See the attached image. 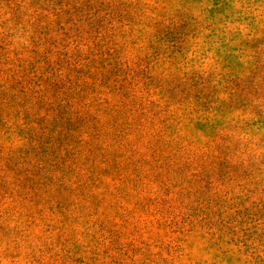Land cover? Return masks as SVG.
I'll return each instance as SVG.
<instances>
[{"label": "rangeland", "instance_id": "1", "mask_svg": "<svg viewBox=\"0 0 264 264\" xmlns=\"http://www.w3.org/2000/svg\"><path fill=\"white\" fill-rule=\"evenodd\" d=\"M0 264H264V0H0Z\"/></svg>", "mask_w": 264, "mask_h": 264}]
</instances>
